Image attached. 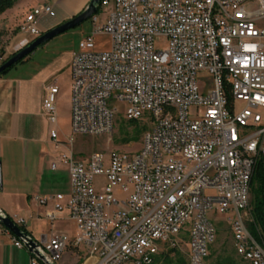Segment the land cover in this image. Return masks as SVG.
Instances as JSON below:
<instances>
[{"label": "built area", "instance_id": "built-area-1", "mask_svg": "<svg viewBox=\"0 0 264 264\" xmlns=\"http://www.w3.org/2000/svg\"><path fill=\"white\" fill-rule=\"evenodd\" d=\"M42 1L19 32L41 34L36 21L51 11L50 0ZM102 7L110 8L105 22L98 27L96 13L91 16L93 32L70 62L68 152L60 154L69 198L63 206L61 194L35 196L41 204L55 201L50 219L66 208L77 235L53 234L35 241L36 248L50 264L70 245L85 246L97 264H153L184 232L187 264H204L215 238L212 219L228 215L235 253L247 264H264V247L240 215L264 158V6L257 0H100ZM98 33L110 36L108 50L95 49ZM156 36L166 37L165 50H154ZM58 94L54 81L44 86L42 109L56 146ZM120 102L126 119L146 128L140 150L78 158L76 137L111 133ZM8 218L25 226L22 217ZM30 255V264H38Z\"/></svg>", "mask_w": 264, "mask_h": 264}, {"label": "crops", "instance_id": "crops-1", "mask_svg": "<svg viewBox=\"0 0 264 264\" xmlns=\"http://www.w3.org/2000/svg\"><path fill=\"white\" fill-rule=\"evenodd\" d=\"M41 2L43 3L42 0ZM41 2L36 0L29 5L28 0H17L5 12L14 9L20 12L23 19L31 8L42 4ZM88 2L89 0H62L58 3L56 12L43 18L39 32L43 33L79 14ZM29 36L30 38L24 39L25 43L21 47L34 38ZM56 71L55 62H49L39 67L26 66L17 74H8L7 71L0 76V159L3 173L0 210L7 216L24 218L25 226L22 230L35 241L46 240L53 234H65L69 239L77 235L76 224L69 218L66 208L50 219L48 214L52 212L55 201L49 200L46 204H41L35 200V196L43 198L61 194V204L65 206L70 195V186L68 189L63 188L58 172L65 165L60 161L59 152L62 148L68 149L63 144L67 135H64L63 140L58 138L61 144L56 146L48 133L52 125L42 109L44 86ZM53 81L57 84L56 79ZM36 122H40L47 131L49 142L53 146L48 154L38 153L32 156L30 146L38 142L32 136ZM57 123L58 116L54 125L56 129ZM51 163L56 164L55 170H51ZM30 259L31 255L26 249L14 247L11 233L0 224V264H30ZM97 261L96 257L89 255L85 246L70 245L64 250L58 264H97Z\"/></svg>", "mask_w": 264, "mask_h": 264}, {"label": "rangeland", "instance_id": "rangeland-1", "mask_svg": "<svg viewBox=\"0 0 264 264\" xmlns=\"http://www.w3.org/2000/svg\"><path fill=\"white\" fill-rule=\"evenodd\" d=\"M35 1L36 0H28V4L32 5ZM37 1L41 2V0ZM61 1L62 0L49 1L51 11L47 14L40 15L39 19L36 21V27L38 30L43 18L53 11L56 12V7H58L57 5L58 3H61ZM257 1L261 2L264 6V0ZM109 10V7H102L96 12V25L98 27H101L105 22ZM19 13V11L12 9L0 16V64L24 44V39L30 38L27 33L18 31V26L22 21V16H20ZM67 20L68 19L63 22ZM93 29V23L89 18L80 25L63 32L53 37L43 45L38 46L32 53L24 58L23 61L16 63L8 70V74H15L16 72H22L26 66L39 67L44 66L49 62H55V68L57 71L51 76L48 82L50 83L56 79L60 88L56 104L58 116L57 132L60 140H63L64 135H68L70 132V60L72 59L73 54L78 51L79 43L87 35H90L93 32ZM93 41L97 51H106L110 47V36L106 33L94 34ZM167 44L168 41L164 36H156L154 38L153 47L156 51L165 50L167 48ZM114 106L118 111L114 116L113 129L111 133L98 137H76L72 149L78 158L87 159V157L93 153H102L107 155L112 152H121L131 154L140 150L143 133L146 128L144 127L143 129L141 127L142 123L136 120L126 119L125 102L115 103ZM123 132H128L131 137L136 139H132L127 142L122 141V138H124ZM32 136L33 138L38 139V142L32 143L30 146L31 155L33 154L32 156L37 155L38 153L48 154L51 151L53 145L50 144L51 142H49L50 140L48 138L47 131L43 128L40 122H36ZM63 152L67 153L68 149L62 148L59 152V156L60 153ZM0 166L3 182L1 159ZM66 169V165H63V167L58 170L59 179L62 182L64 189H68L70 186V179ZM95 184L100 185L101 182H96ZM240 215L244 221L245 227L247 228V221L249 219L248 210L241 212ZM227 218L228 215H217L214 219H212L215 227V238L208 246V253L204 259V264H232L233 262H236V264H245V262L242 261L235 253L230 223ZM177 240L179 241V244L174 247L175 250L168 255V258L165 260L160 258L155 264H178L179 260L185 263L188 261L189 247L187 243V235L182 232V234L177 237Z\"/></svg>", "mask_w": 264, "mask_h": 264}, {"label": "water", "instance_id": "water-1", "mask_svg": "<svg viewBox=\"0 0 264 264\" xmlns=\"http://www.w3.org/2000/svg\"><path fill=\"white\" fill-rule=\"evenodd\" d=\"M100 0H89L87 6L77 15L68 19L67 21L56 25L55 27L41 33L40 35L33 38L30 42H28L25 46L18 49L16 52L7 57L0 64V74L4 72L6 69L18 63L20 60L26 58L30 53H32L38 46L43 45L53 37L68 31L78 25H80L85 20L91 18L97 12L99 7ZM0 186H1V166H0ZM0 224L13 236L18 238L22 244L24 249L29 254H33L38 262L41 264H50L45 261L42 253L36 248L37 243L34 239H32L25 231L16 226L6 214H4L0 210Z\"/></svg>", "mask_w": 264, "mask_h": 264}, {"label": "trees", "instance_id": "trees-1", "mask_svg": "<svg viewBox=\"0 0 264 264\" xmlns=\"http://www.w3.org/2000/svg\"><path fill=\"white\" fill-rule=\"evenodd\" d=\"M16 1L17 0H0V15L6 10L10 9L16 3ZM8 70L9 68L2 72L0 76ZM141 127L144 129L145 126L142 125ZM123 135L124 138H122V141L124 142L136 139L134 137H131L128 132H123ZM250 195L251 196L247 209L249 213V219L247 221V231L257 243L264 246V158H260L255 166V170L250 182ZM174 250L175 248H168L167 250L161 252L155 258L153 264H155L160 258L164 260L167 259L168 255ZM241 260L243 261L242 258ZM178 264H187V262L185 263L179 260ZM232 264H236V262H233ZM245 264L247 263L245 262Z\"/></svg>", "mask_w": 264, "mask_h": 264}]
</instances>
